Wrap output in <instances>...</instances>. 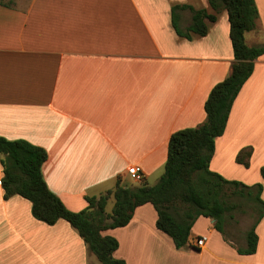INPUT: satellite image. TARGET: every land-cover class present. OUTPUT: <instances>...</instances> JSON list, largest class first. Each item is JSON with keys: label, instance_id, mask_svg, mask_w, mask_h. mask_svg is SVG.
I'll list each match as a JSON object with an SVG mask.
<instances>
[{"label": "crops", "instance_id": "obj_1", "mask_svg": "<svg viewBox=\"0 0 264 264\" xmlns=\"http://www.w3.org/2000/svg\"><path fill=\"white\" fill-rule=\"evenodd\" d=\"M256 4V27L245 34L249 46L264 45V0ZM176 5L217 18L206 19V35L192 32L188 39L173 26ZM177 15L186 32L192 10ZM234 62L228 12L209 0H0V137L45 148L49 188L68 209L82 211L88 197L107 193L119 178L126 187L139 185L131 165L155 185L171 135L206 121L211 90ZM247 146L253 147L249 166L237 162ZM263 167L264 54L254 61L210 162L226 180L263 184L264 200ZM3 176L0 157V264H93L95 254L68 221L49 225L34 216L30 200L6 198ZM157 219L146 203L126 226L105 230L119 242L114 256L127 264H264V217L252 254L238 248L246 247L253 224L234 239L228 227L222 233L215 219L200 216L188 244L178 248ZM202 236L206 245L195 247Z\"/></svg>", "mask_w": 264, "mask_h": 264}, {"label": "trees", "instance_id": "obj_2", "mask_svg": "<svg viewBox=\"0 0 264 264\" xmlns=\"http://www.w3.org/2000/svg\"><path fill=\"white\" fill-rule=\"evenodd\" d=\"M219 11L229 15L230 38L234 50L233 70L223 81L217 83L205 103L207 118L196 127L174 132L169 141L165 172L155 185L143 182L126 187L118 179L116 186L107 193L88 197L89 206L82 211H72L48 186L42 167L48 158L45 148L28 140H9L0 137V157L4 176L2 186L5 197L20 195L32 202L34 216L53 225L64 219L74 227L102 264H127L114 252L118 240L104 235L108 229L126 226L135 210L152 203L158 212L157 227L169 235L178 248L189 242L192 227L200 216L216 220V228L225 231L229 208H241L245 200L251 202L257 216L246 233V247H239L242 254L257 250V224L264 217V200L261 198L263 184L253 186L229 181L210 169L215 154L216 139L224 134L233 104L254 70V61L264 54V45L249 46L245 34L256 27L259 10L256 0H209ZM190 8L192 24L183 32L178 26L177 11ZM207 10H196L188 5L172 8V23L178 34L192 38V32L206 35V19L216 20ZM253 147H244L237 155V162L250 165ZM264 176V167L262 168ZM231 190L229 194L225 188ZM115 199L112 211H108L110 198Z\"/></svg>", "mask_w": 264, "mask_h": 264}, {"label": "rangeland", "instance_id": "obj_3", "mask_svg": "<svg viewBox=\"0 0 264 264\" xmlns=\"http://www.w3.org/2000/svg\"><path fill=\"white\" fill-rule=\"evenodd\" d=\"M5 2L11 3L13 0H3ZM154 182V180H151ZM155 184V183H151ZM135 185V184H134ZM132 185V186H134ZM226 191V194H229L231 192L230 189L227 187L224 189ZM115 204V200L111 199L108 205V211H112L113 206ZM257 212L253 211L251 202L248 200H245V204L241 208H229L227 210L226 214V223L225 227H228L229 230V236L232 238H238L239 235L245 231V229H249L250 226L253 224L254 219L257 216ZM93 264H102V262L99 261V259L94 255L93 258Z\"/></svg>", "mask_w": 264, "mask_h": 264}, {"label": "built area", "instance_id": "obj_4", "mask_svg": "<svg viewBox=\"0 0 264 264\" xmlns=\"http://www.w3.org/2000/svg\"><path fill=\"white\" fill-rule=\"evenodd\" d=\"M128 173L133 177V179L138 183L142 184L145 181V173L142 167L138 165H131L128 168ZM207 237L202 236L194 239V246L198 248H202L206 245Z\"/></svg>", "mask_w": 264, "mask_h": 264}]
</instances>
